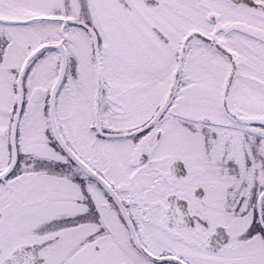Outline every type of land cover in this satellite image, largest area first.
I'll list each match as a JSON object with an SVG mask.
<instances>
[{
	"label": "snow or ice",
	"instance_id": "6c2138e0",
	"mask_svg": "<svg viewBox=\"0 0 264 264\" xmlns=\"http://www.w3.org/2000/svg\"><path fill=\"white\" fill-rule=\"evenodd\" d=\"M0 264H264V0H0Z\"/></svg>",
	"mask_w": 264,
	"mask_h": 264
}]
</instances>
